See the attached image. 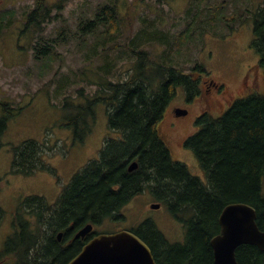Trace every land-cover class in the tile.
Instances as JSON below:
<instances>
[{"label":"trees","instance_id":"obj_1","mask_svg":"<svg viewBox=\"0 0 264 264\" xmlns=\"http://www.w3.org/2000/svg\"><path fill=\"white\" fill-rule=\"evenodd\" d=\"M196 1L199 0H191L185 9L181 29L158 28L157 24L163 26L164 18L162 23L158 18L155 24L140 11L142 24L130 35L134 23L128 17L130 12L125 10L124 20L118 23L116 17L121 10L117 9L118 0H97L87 10L90 15L79 8L73 31L62 27L49 40L39 36L40 47L36 51L40 55L35 56L43 60L42 54L48 51L46 47L52 41L74 38L81 48L87 47L88 37L93 35L95 41L93 45L90 43V52L84 53L85 59H90L103 46L107 57L97 70H105L109 75L117 58L126 55L127 73L123 79L110 80L96 71L102 80L96 83L97 91L86 97V103L104 104L108 127L116 136L105 140L99 156L72 176L56 201L31 194L16 202L10 219L11 232L0 248V264H66L83 244L84 240L74 238L78 229L88 223L95 227L106 220L121 219V208L146 189L168 207L183 229V238L178 241H170L148 219L131 229L149 246L156 264H214L210 240L220 232L218 217L229 203L252 205L256 223L264 231V92L255 87L237 97L221 115L199 116L198 130L184 143L204 171L205 183L191 174L183 162L172 158L170 146L159 128L177 88L187 97L199 91L200 97L211 81L216 84L212 78L205 80L207 85L203 83L200 77L206 70L200 63L189 71L183 69L180 61L186 53L179 58L183 47L197 41L198 15L193 10L199 8ZM143 3L146 6L145 0H138L135 6ZM65 5V0L52 3L33 0V6L23 10L22 32H42L55 17L53 9L59 11ZM204 8L207 10L208 6ZM246 11L253 20L251 46L258 55L257 67L264 78V7ZM13 14L12 9L7 14L0 13V31L9 28ZM200 21L216 23L213 18ZM120 26L121 33L114 35ZM160 49L161 52H156ZM82 107L69 121L75 123L76 135H81L84 129L78 131L79 117L83 113V116L91 114L89 105ZM18 111L10 102L0 101V139L9 118ZM46 148L44 142L35 139L22 141L14 147L11 172L30 175L49 169L43 159ZM133 161L137 167L130 171L128 166ZM4 215L0 208V221ZM59 232H62L60 240ZM235 256L238 264H264V251L255 245L238 246Z\"/></svg>","mask_w":264,"mask_h":264},{"label":"rangeland","instance_id":"obj_2","mask_svg":"<svg viewBox=\"0 0 264 264\" xmlns=\"http://www.w3.org/2000/svg\"><path fill=\"white\" fill-rule=\"evenodd\" d=\"M47 1L52 3L55 0ZM137 1L118 0L120 5L117 9L121 10L116 20L118 23L123 21L126 12H130L131 15L128 17L134 22L130 35L142 24L139 20L140 11L155 24L158 18L161 19V23L164 18L163 26L157 24L158 28L181 29L180 22L185 19V9L191 2V0H145L146 6L144 3L135 6ZM96 3L97 0L67 2L65 0L66 5L62 10L53 9L55 17L45 25L42 32L33 34L31 30L22 32L24 27L21 26L24 21L23 10H28L27 6H33V0H0L1 14H7L8 9L14 12L11 17L13 22L9 28L0 31V101H8L13 106L21 108L15 116L9 118L0 139V208L5 211L0 221V248L11 232L10 219L18 200L27 195L38 194L48 201H56L72 176L88 161L99 156L104 139L116 136L108 127L104 104L86 103V97L94 94L99 88L97 84L102 78L96 71L100 75L108 76L110 80L125 77L126 55L117 58L116 65L110 69L109 75L105 70L100 72L97 70L98 66L104 64L107 57L103 52V46L98 48L96 54L91 55V60L85 59L84 56V53L91 50L90 43L93 45L95 41V36L90 35L87 47L80 48L74 38L64 42L52 41V45L46 47L47 52H43V47L40 49L43 58L45 55L43 60L35 57V54L40 55L38 50L36 51L40 47L37 43L39 36L49 40L56 37L62 27L73 31L79 8L87 11ZM195 4L199 6L193 9L198 15L196 22L199 24V34L198 32L196 34L197 41L192 40L188 48H182V55L179 58L186 53L180 61L183 69L189 71L195 64L200 63L207 72L201 76L204 80L212 78L216 83H223L226 90L232 93V97L242 95L241 80L243 77L245 79L252 77L251 73L245 71L251 65L256 67L258 62V55L250 45L253 39V20L246 9L255 11L261 6L264 7V0H199ZM207 6L206 10L204 7ZM87 15H90L89 11ZM214 16L218 18L215 19ZM210 18L216 23L200 21ZM122 28L120 26L113 34L118 35ZM117 39L120 40V36ZM41 43L43 44V40ZM146 46L150 48L147 44ZM161 50L156 52L159 53ZM256 88L264 92L262 75ZM213 96L222 103V107L213 108L212 114L218 115L229 103L224 102L222 94ZM187 102L188 97L183 90L177 88L165 108L159 128L168 140L172 158L183 162L191 174L198 176L205 183V173L193 152L188 147H182L183 136L197 129L194 122L192 124V116L176 121L170 113L172 106ZM193 102L194 105H190L191 114L192 112L195 114L202 105L200 97L199 103L197 98ZM65 104L68 106L64 107ZM87 105L91 114L83 116V113L79 117L78 131L84 129L80 131L81 135H76V125L69 121L75 118L82 106ZM174 110L175 108L172 111ZM26 139L44 142L47 148L43 159L49 169H40L30 175L11 172L14 147ZM262 188L264 191V184ZM156 202L158 201L152 193L146 189L132 197L121 208L123 216L121 219L106 220L96 225L94 229L98 233L119 229L131 230L148 219L153 221L170 241L182 240L181 224L173 217L168 207L161 203L158 208H150V204Z\"/></svg>","mask_w":264,"mask_h":264},{"label":"water","instance_id":"obj_3","mask_svg":"<svg viewBox=\"0 0 264 264\" xmlns=\"http://www.w3.org/2000/svg\"><path fill=\"white\" fill-rule=\"evenodd\" d=\"M175 114L184 116L187 109L175 108ZM132 162L128 169L133 170ZM158 208V203L150 204ZM220 232L214 235L210 244L214 264H238L235 250L242 244L257 246L264 251V231L256 223L255 208L245 202L225 205L218 217ZM92 229L86 224L76 233V238H84ZM62 233H58V239ZM66 264H156L149 246L134 232L126 229L111 233H99L88 239L80 250Z\"/></svg>","mask_w":264,"mask_h":264},{"label":"flooded vegetation","instance_id":"obj_4","mask_svg":"<svg viewBox=\"0 0 264 264\" xmlns=\"http://www.w3.org/2000/svg\"><path fill=\"white\" fill-rule=\"evenodd\" d=\"M258 71H259V68H257V66L255 67V66H252V65L248 69H246L245 72L246 73H251L252 77L250 79H245L243 77V80H241V84H242V88H243L242 91H241L242 95L240 94L237 97H242V96L246 95L249 91H252L256 86L259 85L260 80H261V77H260L261 74ZM245 72H244V74H245ZM201 78L202 77H200V79ZM203 83L205 85H207L206 84L207 81L203 80ZM215 94H222L224 102L227 101L229 103V105L237 98V97H232V93L228 92L226 90V88H225L223 83H216L215 84L213 81H211L210 85L209 86H205L204 90L202 91V94L200 96V100H201L202 105H201L200 109L195 114L193 112L191 114L190 105H194L193 101H196V98H197V102L199 103V91L197 93H195L192 97H188V102L186 104L184 103L183 105H174V106H172L171 109H170V113H171L172 117L176 121L180 120V119H185L186 117H189V116H192V124L194 122V124L196 125L197 130H198L199 125H197L196 122L199 119V116H202V115H205V114L216 115V114H212L213 108H218V106L222 107V103L218 102V100L213 96ZM175 107L186 108L187 109V114L185 116L174 115V112L172 110ZM171 124H174V123L171 122ZM193 130H192V132H193ZM192 132L190 134H187V135L185 134L183 136L182 143L185 142L187 137H189L192 134ZM164 139H165V142L169 145L167 138L164 137ZM182 147H186L185 143L182 144ZM88 239H86V237H85V238H83L81 240H84L83 241V243H84Z\"/></svg>","mask_w":264,"mask_h":264}]
</instances>
